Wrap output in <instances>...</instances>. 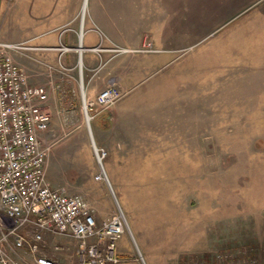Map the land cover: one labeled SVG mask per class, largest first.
Here are the masks:
<instances>
[{"label": "rangeland", "instance_id": "374dc122", "mask_svg": "<svg viewBox=\"0 0 264 264\" xmlns=\"http://www.w3.org/2000/svg\"><path fill=\"white\" fill-rule=\"evenodd\" d=\"M29 1L23 13L21 0H0L1 40L36 33L39 0ZM77 1L66 2L81 9L85 0ZM241 6L226 20L219 12L205 15L204 26L191 17L174 27L184 38L201 27L206 38L121 91L132 109L115 131H103L98 116L90 133L82 95L77 122L53 120L47 131L49 174L85 198L99 223L116 214L126 222L112 264H264V0ZM17 53L30 83L47 87L48 103L62 80L79 90L81 65L67 70L52 60L43 72L35 54ZM42 248L78 264L76 239L47 234Z\"/></svg>", "mask_w": 264, "mask_h": 264}, {"label": "built area", "instance_id": "2783aa9c", "mask_svg": "<svg viewBox=\"0 0 264 264\" xmlns=\"http://www.w3.org/2000/svg\"><path fill=\"white\" fill-rule=\"evenodd\" d=\"M144 47L140 50L157 51L152 43ZM27 48L0 39V264H66L43 253L46 234L76 239L78 264L117 263L118 243L127 230L122 215L99 223L85 198L55 188L48 180L52 143L42 134L52 119L44 107L49 91L45 85L31 84L12 54ZM81 91L89 127L123 96L113 84L89 99L82 78Z\"/></svg>", "mask_w": 264, "mask_h": 264}, {"label": "crops", "instance_id": "0c3cea01", "mask_svg": "<svg viewBox=\"0 0 264 264\" xmlns=\"http://www.w3.org/2000/svg\"><path fill=\"white\" fill-rule=\"evenodd\" d=\"M66 1L39 0L37 31L25 36V42H22L29 48L12 53L15 59H20L17 52L32 58L36 55L38 67L43 72L52 60L60 61L67 70H74L82 62L87 95L91 99L112 84L118 86L125 95L136 90L147 80L153 79V71L171 60L174 51L183 50L189 41L197 42L206 38L201 27L189 38H184L174 27L189 25L191 17L194 27L204 26L205 15L213 19L219 16V12L223 13L221 18L226 20L230 12L242 9L241 5L248 2L240 0L242 4L238 5L239 0H87L82 22L79 16L81 10L83 13L84 3L80 9L79 3L67 4ZM27 2L30 1L21 0L18 4L23 13L27 9ZM148 39L158 51L140 50ZM115 48L128 50L117 51ZM80 92L81 87L77 90L63 80L58 82L52 101L48 103V99L44 103L45 109L51 114V123L53 120L58 123L77 122L78 111L75 110L81 108L78 98L82 95ZM126 97L111 108L114 111L112 125L103 131H115L117 120L125 118L128 109H132ZM47 131L42 134L46 142ZM100 139L103 141L105 134H100ZM49 170L48 164L47 176L51 186H62V181L50 175Z\"/></svg>", "mask_w": 264, "mask_h": 264}, {"label": "water", "instance_id": "95a60500", "mask_svg": "<svg viewBox=\"0 0 264 264\" xmlns=\"http://www.w3.org/2000/svg\"><path fill=\"white\" fill-rule=\"evenodd\" d=\"M87 3V2H86ZM114 115V111L109 109L105 112L103 119H101V125L104 129H109L112 125V117Z\"/></svg>", "mask_w": 264, "mask_h": 264}, {"label": "bare ground", "instance_id": "6f19581e", "mask_svg": "<svg viewBox=\"0 0 264 264\" xmlns=\"http://www.w3.org/2000/svg\"><path fill=\"white\" fill-rule=\"evenodd\" d=\"M86 2H87V0H85V5H84V9H85V11H86ZM84 15H85V13H84ZM81 66H82V62H81ZM81 69V74H82V77H83V70H82V67H80ZM96 149L98 150V147H96ZM99 154V153H98ZM99 158L102 160V155L101 154H99Z\"/></svg>", "mask_w": 264, "mask_h": 264}]
</instances>
